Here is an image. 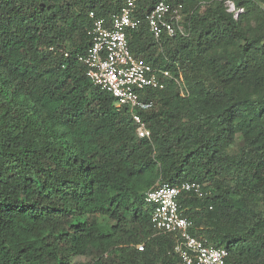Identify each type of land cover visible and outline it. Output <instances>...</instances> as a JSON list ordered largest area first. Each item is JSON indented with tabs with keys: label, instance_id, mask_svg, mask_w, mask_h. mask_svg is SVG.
<instances>
[{
	"label": "trees",
	"instance_id": "obj_1",
	"mask_svg": "<svg viewBox=\"0 0 264 264\" xmlns=\"http://www.w3.org/2000/svg\"><path fill=\"white\" fill-rule=\"evenodd\" d=\"M125 1L0 0V264H83L82 255L85 264H183L175 237L153 234L145 202L149 189L183 180L206 191L178 196L194 236L224 247L225 264H249L237 251L244 240L264 255V220L248 224L262 215L254 198L264 201V0H231L237 17L226 0H165L181 5L184 34H162L158 55L144 21L127 31L134 55L181 73L189 89L180 97L167 80L144 91L149 138L77 61L89 12L107 17ZM158 1L136 0V16ZM192 212L211 235L198 233Z\"/></svg>",
	"mask_w": 264,
	"mask_h": 264
},
{
	"label": "built area",
	"instance_id": "obj_2",
	"mask_svg": "<svg viewBox=\"0 0 264 264\" xmlns=\"http://www.w3.org/2000/svg\"><path fill=\"white\" fill-rule=\"evenodd\" d=\"M225 4L234 17L242 11L231 0H226ZM136 12V0H126L117 13L107 17L95 16L90 11L89 17L93 21L86 30L89 43L77 61L84 66L90 82L112 95L115 107L130 115L136 135L149 138V128L139 112L150 110L153 101L143 98L144 91L147 88L163 89L167 80H173L179 89H184L183 78L181 74L173 76L168 69L154 67L145 58L134 55L126 34L143 21L155 41L162 34L168 37L184 34V28L180 23L181 5L172 6L159 0L142 18L137 17ZM184 192L200 197L206 194L203 184L196 180L162 183L145 193V202L151 208L153 234H172L175 237L173 251L183 264H225L227 250L224 247L207 245L190 232L192 222L180 213L178 204V196ZM143 246L140 243L136 248L142 250Z\"/></svg>",
	"mask_w": 264,
	"mask_h": 264
},
{
	"label": "rangeland",
	"instance_id": "obj_3",
	"mask_svg": "<svg viewBox=\"0 0 264 264\" xmlns=\"http://www.w3.org/2000/svg\"><path fill=\"white\" fill-rule=\"evenodd\" d=\"M191 5L194 6V5H198V4L195 2V3H192ZM191 5L189 7H192ZM199 9H200V11H202L204 9V7L201 6ZM244 12H245V9L243 10V13ZM248 21L250 22L251 25L254 24L253 17H249ZM149 41H151L153 43V45H151L150 49H147V50L149 51V53H153L154 55H158L161 52V50H162V45H159L158 43H155L156 41L154 39H152V38L151 39L149 38ZM67 45L68 44H66V46ZM145 54H148V52H146ZM139 56H144V54H139ZM182 78H183V83H184V89L182 87L181 89L177 88V90H178V94H179L180 97L181 96L185 97V96H187L189 94V89H188V87L186 85V81H185V78L183 77V75H182ZM156 99H157V97H156ZM162 107H163V105L160 104V102L155 101L154 108H153L154 111H158ZM236 140H237V145H240L241 137H240L239 134H237ZM253 203H255V208H256L257 212L258 211L261 212L262 215L259 216L258 218L250 219V221L248 220V224L251 223V225L252 224L254 225L253 222H258L259 223V222H262L264 220V201L261 199V197H255L254 200H253ZM192 215H193L192 219L194 221L195 228L198 231V233L200 235L204 236V237H207V235H211V233L213 232L214 226L211 223L208 222L207 218H205V216H200V214H198V213L195 214L194 212H192ZM100 220L102 221V223L106 222V218H100ZM140 243H138V244H140ZM253 247H254V244L249 239L247 241H245V240L242 241L241 248L237 250V251H240L242 248H244L243 251H244L245 256H246V262L249 263V264H254V261H255L254 259H256L255 256L258 255V253L255 252ZM262 252L263 251L260 250L258 258L260 257V254H261V259L263 261L262 263H264V255H263ZM90 257H91L90 255H82V256H79L76 260L78 262H81V263L85 264L88 261H90V259H91Z\"/></svg>",
	"mask_w": 264,
	"mask_h": 264
},
{
	"label": "clouds",
	"instance_id": "obj_4",
	"mask_svg": "<svg viewBox=\"0 0 264 264\" xmlns=\"http://www.w3.org/2000/svg\"><path fill=\"white\" fill-rule=\"evenodd\" d=\"M137 245V244H136Z\"/></svg>",
	"mask_w": 264,
	"mask_h": 264
}]
</instances>
